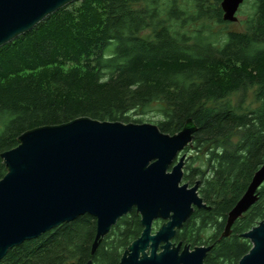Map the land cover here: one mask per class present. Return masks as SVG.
<instances>
[{
	"label": "trees",
	"instance_id": "trees-1",
	"mask_svg": "<svg viewBox=\"0 0 264 264\" xmlns=\"http://www.w3.org/2000/svg\"><path fill=\"white\" fill-rule=\"evenodd\" d=\"M223 0H76L0 48L1 155L25 132L81 117L143 124L163 134L197 126L185 150L184 182L200 180L210 211L195 210L175 244L211 246L205 264H238L252 248L243 234L264 222L258 202L222 237L226 219L264 163V0L242 31L223 20ZM251 93L250 106L232 101ZM195 161V160H194ZM97 220L85 215L7 253L0 264H121L143 233L135 210L91 254ZM160 221L155 222V227ZM161 227V225H160Z\"/></svg>",
	"mask_w": 264,
	"mask_h": 264
},
{
	"label": "water",
	"instance_id": "water-1",
	"mask_svg": "<svg viewBox=\"0 0 264 264\" xmlns=\"http://www.w3.org/2000/svg\"><path fill=\"white\" fill-rule=\"evenodd\" d=\"M74 1L0 0V48ZM245 1L223 0V20L236 23ZM196 131L192 120L169 135L155 124L81 117L25 132L16 148L1 155L7 174L0 181V261L13 248L85 215L97 220L94 255L117 222L135 210L143 233L121 264H205L211 246L174 243L196 209L211 210L199 196L200 181L191 188L182 184L186 154L180 156ZM263 185L264 163L229 212L222 237L256 205ZM156 221L163 223L158 229ZM243 238L252 248L238 264H264V222Z\"/></svg>",
	"mask_w": 264,
	"mask_h": 264
},
{
	"label": "rangeland",
	"instance_id": "rangeland-1",
	"mask_svg": "<svg viewBox=\"0 0 264 264\" xmlns=\"http://www.w3.org/2000/svg\"><path fill=\"white\" fill-rule=\"evenodd\" d=\"M251 6H252L251 1H247L246 4L241 8L239 15H237V16H239V18H240L241 21L245 20V22H247L248 17H249L248 14L252 10L251 9L252 8ZM242 28L243 27L241 26V24H234V25H231L227 29L232 30V31H242L243 30ZM243 98L246 99V102H245L244 105L250 106V104H251V93L250 92H246V93H242L240 95L234 96L232 98V101L235 102V103H239V101L241 99H243ZM154 120H156L155 117L148 116V117H146V120L144 122L145 123H149V124H155V121ZM183 155L184 154H181L180 157H182ZM195 157H196V154L193 151L190 150L189 152H186V157L185 158H188V161H189L188 164L192 165L194 168L200 166L199 161ZM160 225L159 226H156L155 229L160 228Z\"/></svg>",
	"mask_w": 264,
	"mask_h": 264
},
{
	"label": "flooded vegetation",
	"instance_id": "flooded-vegetation-1",
	"mask_svg": "<svg viewBox=\"0 0 264 264\" xmlns=\"http://www.w3.org/2000/svg\"><path fill=\"white\" fill-rule=\"evenodd\" d=\"M246 2H247V1H245L244 3L242 2L243 4L240 5V7H239V9H238V12H237L236 16L239 15L241 8L246 4ZM237 18H238V21H237L236 23H231V24H241L242 26H245V20L241 21L240 18H239V16H237ZM182 154H186V151H184ZM188 162H189V161H188V158H186V159H185L184 170L186 169ZM184 170H183V171H184ZM184 176H185V171H184ZM198 181H200V180L198 179V180H196L195 182H198ZM183 182H184V179H183ZM183 182H182V184H188L190 188H191V186L193 187V186L196 184L195 182H194V185H192V184H190V183H188V182H186V183H183ZM196 210H198V209H196ZM160 223H162V222H160ZM162 224H163V223H162ZM162 224H161V225H162Z\"/></svg>",
	"mask_w": 264,
	"mask_h": 264
}]
</instances>
